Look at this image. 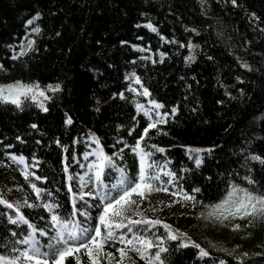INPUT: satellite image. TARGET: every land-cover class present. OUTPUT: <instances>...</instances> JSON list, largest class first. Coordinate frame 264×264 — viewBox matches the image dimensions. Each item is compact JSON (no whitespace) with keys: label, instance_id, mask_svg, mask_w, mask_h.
I'll use <instances>...</instances> for the list:
<instances>
[{"label":"trees","instance_id":"trees-1","mask_svg":"<svg viewBox=\"0 0 264 264\" xmlns=\"http://www.w3.org/2000/svg\"><path fill=\"white\" fill-rule=\"evenodd\" d=\"M14 81L45 88V107L29 96L19 97L20 107L0 100V199L46 232L36 236L45 249L62 245L54 239L51 214L39 205L54 204L61 217L94 229L103 210L99 195L115 194L121 168L135 181L139 159L132 148L156 123L141 147L151 153L149 172L160 176L153 183L167 192L143 199L133 194L136 204L126 215L162 223L134 226V232L167 249L160 254L164 264H264V242L257 253L236 251L218 233L222 223L208 217L231 185L264 194V164L251 159H264V0H0V86ZM145 90L148 96L140 94ZM153 102L163 107L155 109ZM101 151L112 163L97 184L94 165ZM25 167L32 174L28 180L21 175ZM92 175L95 197L81 191L82 180ZM32 184L44 190L40 199ZM183 193L195 202H185ZM162 195L190 206L189 213L177 221L148 217L146 208L157 209ZM74 209L87 219L73 216ZM12 219L16 211L0 204V255L26 247L15 242L31 229ZM163 224L208 256L199 258L198 249L168 240ZM256 228L264 230V220ZM113 231L132 236L127 228ZM115 246L124 247L109 242L103 249L112 254L111 264H117ZM157 251L153 247L147 255ZM77 257L91 264L85 249L65 264H76ZM99 264L108 258L99 257Z\"/></svg>","mask_w":264,"mask_h":264},{"label":"snow or ice","instance_id":"snow-or-ice-1","mask_svg":"<svg viewBox=\"0 0 264 264\" xmlns=\"http://www.w3.org/2000/svg\"><path fill=\"white\" fill-rule=\"evenodd\" d=\"M235 4V0H233ZM31 23V21H29ZM151 28V25H148ZM155 31V29H152ZM39 32V28L35 29ZM30 46V45H29ZM191 47V46H190ZM23 54V53H21ZM16 57H14L15 59ZM192 59V57H189ZM139 79L136 80V83H139ZM39 89V85L35 86H24L17 83L16 85H9L6 87H0V100L4 102H10L15 104L17 107H20L21 101L20 96H26L28 93H31ZM53 91H58L59 87L51 89ZM135 91V89H132ZM39 95H44L43 92H39ZM141 95L148 96L149 93L147 90L140 93ZM153 107L159 109L163 105L156 104L153 102ZM47 109H45L46 111ZM137 110L142 111L143 105L137 104ZM175 109H173V113ZM145 116H149L148 112H144ZM151 119V117H149ZM163 123V119L159 121ZM66 123L71 124V120H67ZM35 127V125H33ZM156 123H149L147 128H145L144 133L141 135L140 139L137 140L136 144L133 146L132 151L137 155L139 159V170L138 175L135 181L131 180L124 173V170L121 169V179L119 181V186L117 190L123 189L121 194L117 197H113L110 191L104 192L102 195H99L101 204L103 205V210L100 216L98 217L99 223L90 229L89 227H81L80 224L71 219H65L61 217L58 213L54 211L57 207L54 204L43 203L39 205L43 207L46 211L51 214V226L55 229V241L56 244L62 245L61 247H56L54 244H49L47 249L40 243L36 238L37 232L39 236H45L46 232L43 230H38L35 226L31 225L29 221L25 218L23 214L20 213L18 208L11 203H7L5 200L0 199V204L5 205L9 209H14L16 211V219L10 220V223L17 224L22 223L28 225L31 231L28 233L27 237L23 240H17L16 244H23L26 247L23 250L13 248V251L17 254L7 256L0 255V264H65L67 257L73 255L76 252H79L81 249L87 250V255L91 264H99V257L105 256L108 258V264H111L112 254L105 253L103 251L106 244L111 243H120L124 245L122 248H118L117 251L120 254L121 259L117 261V264H123V259L127 255V251H132L138 254L139 258L145 260L146 264H164L162 260L161 253L167 252V249L160 247L159 244H154L152 240L146 239L143 235L136 234L134 232V226L147 225L154 227L161 224L159 220H147L139 219L133 220L129 218L126 213L130 210L131 206L136 204V201L131 199L133 194L140 196L142 199L146 194H150L153 191H165L166 188H161L156 186L153 182L158 181L160 176L158 173L152 174L149 172V169L154 167V163H150L148 158L151 156V153L145 152L141 147V141L147 135L149 129L155 128ZM131 134V133H130ZM98 143V141H97ZM159 152H163V149H157ZM190 151L199 152L200 149H193ZM210 151V150H208ZM17 164H24L23 157L11 158ZM98 159L100 160L99 164L94 165L96 168L95 171V180L97 184L100 182V177L102 171L105 167L111 166V159L106 157L101 151L98 154ZM252 160L259 161L261 164H264V159H261L259 156H252ZM196 164L199 165L201 160L197 157L195 160ZM65 171H67L65 169ZM21 175L24 176L25 180L29 179V176L32 175L27 171V168L21 171ZM165 175L171 176V173H165ZM36 179H40L36 177ZM69 179H72L69 177ZM248 184H254L255 181L250 177L245 178ZM83 186H87L85 183ZM33 192H35L37 199L41 198L44 190L38 188L35 184L31 185ZM71 191V189H69ZM194 192H199L200 190L194 189ZM50 195V193H48ZM87 195H92L91 192ZM83 199V196H81ZM182 199L185 202H195V196L188 195L186 193L182 194ZM29 208L35 207L33 204H27ZM81 215L87 219L88 214L79 209H74L72 215ZM139 215V213H137ZM208 217H215L221 223L223 221L231 219H240L244 220L249 217L258 218L264 217V194L256 193L249 191L247 188H241L239 185H231L230 190L227 192L225 198L216 205L211 206V210L208 212ZM127 220V224L124 221ZM133 226V227H130ZM101 226L103 227V233L101 231ZM165 231L168 233L167 239L170 241L181 240L179 244L181 248L194 247L198 249L199 258H204L208 256V253L200 247L199 244L191 241L190 238H187L183 233H173L171 231L170 225L163 224ZM237 229L239 226H236ZM127 228L128 233H132L131 238L125 237L124 233L117 235L115 230ZM94 231V235L92 232ZM15 235V234H14ZM159 239V238H158ZM186 241V242H184ZM163 241H160L162 243ZM139 245V247L137 246ZM153 247H157L158 251L154 255H147L148 251ZM95 251V255H94ZM76 264H80V260L77 257ZM220 264H224V261H220Z\"/></svg>","mask_w":264,"mask_h":264},{"label":"rangeland","instance_id":"rangeland-1","mask_svg":"<svg viewBox=\"0 0 264 264\" xmlns=\"http://www.w3.org/2000/svg\"><path fill=\"white\" fill-rule=\"evenodd\" d=\"M19 83L20 85L24 86H35L36 83L33 84H24L20 81H14L7 84H4L0 87H6L9 85H16ZM51 86H47L46 89L49 90ZM39 92H43L44 95H39ZM45 88L39 87L38 90H35L31 93H28L26 96H29L31 99H33L36 104L40 108H44V99L46 98L45 95ZM21 97V96H20ZM13 179H16V177H13ZM88 185V184H87ZM17 189H21L22 187L17 185ZM85 192H87V188ZM139 199L141 197L139 196ZM190 206H185L182 201H172L165 197V195H162L159 199L158 208L154 209L152 207L146 208V213L148 217H152L154 214H158L160 219L164 221L167 217L171 216L174 221H177L180 216L188 214L190 211ZM264 220V217L259 218H252L249 217L244 220L240 219H229L226 221H223L221 226L219 227L218 233L222 236L224 240H228V245L230 244L231 247H233L236 251H242L243 253H257L261 250L263 247L264 242V230L261 228H256V224L258 221ZM225 224L226 227H225ZM239 226L237 229L236 226ZM183 227V225H180ZM252 230L256 231L252 234ZM261 230V232H257ZM118 248H122L121 246H115L112 249L115 252L116 256V262L121 259L119 252L117 251ZM123 264H146L145 260L139 261V257L134 254L133 256L126 255V257L123 259Z\"/></svg>","mask_w":264,"mask_h":264}]
</instances>
